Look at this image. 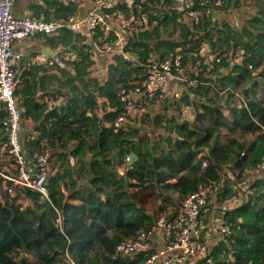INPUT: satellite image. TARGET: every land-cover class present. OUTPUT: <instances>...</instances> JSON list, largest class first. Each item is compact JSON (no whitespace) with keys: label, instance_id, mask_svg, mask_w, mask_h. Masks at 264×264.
I'll return each instance as SVG.
<instances>
[{"label":"trees","instance_id":"16d2710c","mask_svg":"<svg viewBox=\"0 0 264 264\" xmlns=\"http://www.w3.org/2000/svg\"><path fill=\"white\" fill-rule=\"evenodd\" d=\"M149 1L152 5L159 3V0ZM246 1L252 5H261L258 6L257 15L244 27L238 29L229 25L226 20L224 23L214 18L204 20L196 27V34L204 29H215L217 41L213 42L212 35L208 32L204 38L195 39L194 34L191 35L184 27L179 36L181 40L176 43L164 41L166 43L161 54L156 50L161 44L158 43L161 40L160 34L172 28L168 34L171 36L177 27L173 24L174 15L171 11L161 12L156 9L147 17L148 27L139 28L129 40L125 51L131 58H137L139 64L146 66L152 55H159V59H164L169 52L189 44L186 51H181L185 55L184 60H192L198 69V74L192 75V78L207 81V75L218 74L217 79L222 87L228 85L234 89L242 88L248 99L247 108H231L229 115L223 116L217 108L211 106L218 101L215 93L209 86L202 85L196 93L208 97L206 101L209 105L202 114H197L199 124L169 122L162 128V117L153 118L154 127H160L166 133L167 150L161 149L159 144H150L149 138L142 135L140 129L114 134L108 127L99 130L94 143L81 141L78 145L71 146L74 148L73 154L86 149L94 153V162L97 157L101 160L102 169L110 178L107 185L111 184L114 191L107 193L102 200L100 194L105 191L102 187L94 186L83 196L81 204L73 205L64 202L60 183L57 182V177L52 178L50 198L52 204L62 212L66 224L64 233L54 226V211L50 205L40 202L38 194L31 190L19 193L34 204V209H22L4 197L0 202V264H62L65 252L78 264H141L142 259L130 261L128 258H113L120 242L133 238L153 222V218L142 207L138 208L139 200L137 203L130 198V189L140 191L143 195L142 202L162 198L161 190L177 193L182 201L209 182H222L223 189L218 193V199L223 201L231 196V184L246 180L248 171H255L260 167L264 158V97H257V90L264 88V69L256 74L249 71L247 65L250 63L257 68L264 63V0ZM238 2L239 0H225L224 4L228 8ZM189 36L193 38L188 40ZM204 40L218 49L243 47L249 56L241 64L233 65L231 74L222 75L218 72L219 65H206L204 60L198 64L191 57L190 53L199 48ZM113 57L114 64L109 66L112 80L106 88L98 87V94L108 99L110 110L118 108L116 110L107 111L106 100L97 105L95 98L86 93L81 98L73 97L67 102L65 107L68 113L73 114L74 119L66 123L67 116L59 113L64 111V106L49 109L47 103L41 102L37 107L32 103L36 94L34 81L33 85L26 86L21 91L22 105L28 108L24 111L25 116L30 115L34 122L40 118L43 121L42 125L37 126L40 131L38 139L29 142L37 151H41L38 140L53 136L54 133L63 136L68 134L67 138L70 139L79 137L81 131L90 133L89 126L93 121L96 122V116H85L87 110L94 112L102 107L105 110L100 111L105 112L107 121H111L119 112L116 99L118 86L126 87L130 80L142 72V66L134 67L132 62L119 55L113 54ZM222 65L227 69L231 64L225 58ZM85 69L86 63L82 60L80 69L76 70L79 78ZM94 84L98 85L96 82ZM182 104L190 105V98H182ZM145 117L149 120V115ZM53 119L56 121L52 122ZM70 125L76 127L71 128ZM221 127L227 129L229 134L220 140ZM247 136L251 137L250 142ZM60 147L64 149L69 145L63 141ZM109 153H112L111 158L108 157ZM131 154L137 159L127 165L122 176L119 177L115 167L107 168L113 162L123 164L124 158ZM59 156L60 164H64V153ZM203 161L207 164L205 169H201ZM226 170L234 177L233 180L229 179ZM250 191L241 206L225 213V221L230 225L232 233L227 243L222 242L213 250L209 264H264V177L256 179ZM22 242L25 244L24 252Z\"/></svg>","mask_w":264,"mask_h":264},{"label":"built area","instance_id":"2783aa9c","mask_svg":"<svg viewBox=\"0 0 264 264\" xmlns=\"http://www.w3.org/2000/svg\"><path fill=\"white\" fill-rule=\"evenodd\" d=\"M69 1L74 2V0ZM224 2L225 0H159L158 5L160 10L164 9V4L171 5V9L168 10L174 15L173 24L177 28L173 30L172 36L176 41L179 39L181 28L186 27L191 35L194 34L195 39L204 38L208 32L215 42L217 41L215 29H204L197 34L195 29L204 20L218 19L217 15L223 18L225 14L232 15L236 19L240 6L234 5L225 9ZM149 3V0H92L90 8L82 18L72 13L61 20H46L30 15L16 16L14 12L16 0H0V202L4 197L11 198L24 190H31L39 195L42 203L50 205L54 211V226L64 233L66 228L64 217L61 210L52 204L50 198L51 155L46 149L32 151L30 156L24 151L25 145L21 133L31 130L32 127L17 94L15 69L22 61V55L14 48L17 42L32 40L38 36L55 35L62 30L79 33L87 29L98 36L99 51L109 55H119L122 59L132 62L134 67L142 66V72L130 80L126 87L118 86L116 99L119 112L106 125L114 134L128 132L130 119L149 115L154 107L166 106L173 109L177 108L178 104L182 105L183 111L178 123L197 125L198 111L194 112L195 105L207 103L203 105L201 114L209 105V102L198 101L196 98V91L202 85L209 86L218 99L217 104L211 105L212 108L220 109L226 106L228 111L231 108L234 110L247 108L248 99L244 96L242 88L234 89L228 85L222 87L217 79L218 74L207 75V81L192 78V75L198 74V69L195 68L192 60H184L185 55L181 51H186L189 44L169 52L164 59L152 58L146 66L139 64L137 58H131L125 49L129 38L143 27L145 20L148 21L147 17L151 14V10L147 14L140 15V13L145 11L144 8ZM134 25H137L135 31ZM147 25L148 23L146 27ZM191 38L193 37L189 36L188 40ZM190 55L197 61L204 60L206 65L212 63L219 65L218 72L222 75L231 74L233 65L241 64L249 56L243 47L218 49L205 40ZM225 58L231 64L227 69L222 65ZM247 68L254 73L257 70L250 63ZM107 73L111 74L110 71ZM108 74L104 75L105 80L112 79ZM187 96L191 104L186 107L182 104V98ZM60 102L61 99L55 102L48 101L47 107L50 109ZM161 124L164 128L169 124L167 115L162 117ZM155 141L159 142V139L155 137ZM162 145L164 146L163 143ZM129 160L130 156L127 155L124 163L128 164ZM205 168L207 164L203 161L201 169ZM255 181L256 178L251 176L235 185L239 192L245 195V200L250 195V187ZM221 189H223L222 182H209L189 194L182 200L176 214H159L147 229L139 231L133 238L120 242L116 246L113 258L127 259L145 254V264H203V262L209 264L212 261L214 248L206 244V236L201 232L200 215L210 205L211 200L222 191ZM215 229L219 242L227 243L232 233L230 225L225 221ZM156 233L161 234L164 247L149 250L150 242ZM64 261L65 264H78L67 252Z\"/></svg>","mask_w":264,"mask_h":264},{"label":"crops","instance_id":"0c3cea01","mask_svg":"<svg viewBox=\"0 0 264 264\" xmlns=\"http://www.w3.org/2000/svg\"><path fill=\"white\" fill-rule=\"evenodd\" d=\"M92 0H74L73 3H70L69 0H16L15 4V15L23 16L30 15L36 18H43L46 20H61L66 18L70 14H74L78 18H82L88 9L91 6ZM252 5V4H251ZM234 6V5H233ZM237 14L247 16V9L243 5L239 4ZM254 6V5H253ZM217 18H214L217 21L222 19L221 15H217ZM235 18V17H234ZM232 15H227L224 19L228 20L232 25L236 24L238 26V21L234 19ZM234 19V21H233ZM246 22V21H245ZM240 25L244 24V19L239 23ZM70 33V34H68ZM68 33L65 30L58 32L55 35L51 36H38L35 39L17 42L14 44V48L22 55V61L16 67L17 74V94L20 99L22 92L26 86L33 85V81L36 83V94L32 99V103L37 107L41 102L47 103L48 101H56L61 99L60 103L55 104L50 109L65 107L67 102L73 97L81 98L84 94H90L95 98L96 104L99 105L106 100L105 104L107 111L110 110V105H108V99L103 98L98 94V87L106 88L107 84L112 80H105L104 75L108 74L109 66L114 64L113 55L103 53L98 49V36L83 29L79 33ZM131 37L129 38V40ZM88 54V55H87ZM159 57V55H152V58ZM86 63V69L79 78L76 74V70L80 69L81 61ZM264 64V63H263ZM111 76V74H108ZM98 85H95L94 83ZM85 85V86H84ZM86 88V90H85ZM197 100L206 101L208 97L203 96L202 94L196 93ZM257 97H259L257 95ZM260 98V97H259ZM263 98V97H262ZM103 102V103H104ZM20 104L24 111L28 110L26 105ZM207 104L206 102L202 105H195L194 112L201 114L203 111V105ZM182 105L178 104L177 109H169L168 107H154L151 109V114H149V125L148 130L146 127L140 126L136 127L135 119H130V130L131 129H140L142 135H146L149 138L150 144L157 143L160 148L167 150V144L165 141L166 133L162 132L160 127H154L153 118L156 116L163 117L164 115L168 116L169 122H179L181 115L183 114ZM228 109V108H227ZM226 106L220 107L218 109L223 116L227 111ZM177 110V111H175ZM190 110V109H189ZM67 116L66 123H69L73 120V114L68 113L67 108H64V111H59ZM95 114L96 122L91 123L89 126L90 133H79V137L76 139L67 138L68 134L59 135L54 133L53 136H46L44 139L38 140L41 150H48L51 155V171H50V180L55 176L57 177V182L60 183V189L64 197V202H68L73 205L81 204V199L87 193L88 190H92L94 186L102 187L105 191L100 194L102 200L107 196L106 194L114 191V187L111 184L107 183L110 181V178L106 172H104L103 163L97 157V161H93L94 153L90 150L78 151L76 154H73L74 148L71 146L78 145L81 141H86L90 144L94 143L97 138V133L102 127L110 122L105 119V112H101L100 109H95L94 112L87 110L85 116L91 118ZM28 115V114H27ZM26 115V116H27ZM30 119L32 129L29 131L22 132L21 138L23 144L25 145V153L29 156L32 151H37L29 142L38 139L40 131H38L37 126L43 123L42 119L36 120L35 122L30 115L27 116ZM141 120H146L144 117H135ZM146 118V119H145ZM55 122L56 119L51 120ZM50 122V121H49ZM90 123L89 121H87ZM144 124L146 122L143 121ZM42 125V124H41ZM76 127V125H70ZM136 127V128H135ZM164 128V127H162ZM35 133H34V131ZM129 130V131H130ZM229 133L225 128H219L220 140L227 136ZM155 137L159 139L155 141ZM60 140V141H59ZM68 143L69 147L64 149L60 147L62 142ZM164 144V146L162 145ZM40 151V150H39ZM64 153V164H60L59 154ZM109 158L112 157V153H109ZM115 165V166H114ZM129 164H115L107 165V168L114 170L118 173L119 177L127 169ZM264 164H261L260 167L255 171H248L247 178L254 176L256 179L264 177ZM226 174L230 177L229 179L233 180L234 177L230 175V172L226 170ZM234 185H230L231 196L226 198L223 201L218 199V195L211 200L210 205L204 210L200 215V225L201 232L206 236V244L210 248H216L220 244V239L217 234V228L221 223L225 222V213L231 211L241 206L246 200L245 195L239 192V189ZM130 198L137 202L139 206L142 207L143 211L150 215L153 219L159 215L158 207L160 204L165 205V201L170 194H176L175 192H170L166 190H161L162 198L157 200H151L142 202V196L140 191L137 189H130L128 191ZM168 194V195H167ZM18 197V198H16ZM178 197V195H177ZM11 203L19 205L23 208L34 209V204L19 194L14 197H7ZM179 198V197H178ZM16 199V200H15ZM143 203V204H142ZM142 205V206H141ZM180 205V204H179ZM169 207H167L168 209ZM180 206L176 209L172 207L169 213L166 214H176L179 211ZM164 247V241L160 233H156L154 238L150 242L149 250L162 249ZM141 256L145 257V254H140L131 258H128L130 261H138ZM142 259V257H141ZM141 264H145L143 263ZM62 264H65L63 260Z\"/></svg>","mask_w":264,"mask_h":264},{"label":"rangeland","instance_id":"374dc122","mask_svg":"<svg viewBox=\"0 0 264 264\" xmlns=\"http://www.w3.org/2000/svg\"><path fill=\"white\" fill-rule=\"evenodd\" d=\"M239 4H241V5H243L244 6V8H250V9H247V16H245L244 17V15H239V14H237V16H236V21H238V29H240L241 27H244L246 24H248L249 23V21L253 18V17H255L256 15H257V13H258V11H259V9H258V6H260L259 5V3H254V6L253 5H251L248 1H246V0H239V2L237 3V5H235V6H238ZM163 10H160V7H159V5L158 4H153V5H151V3H149V5L146 7V8H144V10L145 11H143L142 13H140V15H142V14H147L148 12H150V10H151V14L153 13V11H155L156 9H159L161 12L162 11H165V9H166V12L168 11V9H171V5L169 6V5H167V4H164L163 5ZM225 9H227L226 7H224ZM229 8V7H228ZM224 14V13H223ZM242 19H244V24L243 25H240L239 23L242 21ZM222 20H225L224 18H222ZM227 22H228V20H226ZM246 21V22H245ZM148 23V21L147 20H145L144 21V24L142 25L144 28H147L146 27V24ZM224 23V22H223ZM229 23V25H231V26H236V24L235 25H232L230 22H228ZM227 23V24H228ZM136 26V27H135ZM135 29L137 30V25H134V31H135ZM140 30V29H139ZM138 30V31H139ZM171 33V31L170 30H166L165 32H163L162 34H160V38H161V40H159V42L158 43H161L159 46H158V48L156 49L157 50V53L158 54H161V53H163V49H162V47H163V45H164V43H166V42H164V41H171L172 43H176L175 41H176V39H174V36H172V34H171V36L170 35H168V34H170ZM167 35H168V37H169V39L170 38H172L171 40H168V37H167ZM178 40V39H177ZM181 39H179L178 41H180ZM189 47H190V45H188ZM198 64H201V59H198ZM262 69H264V64H262V65H260V66H258L257 67V70H256V74H258L259 72H260V70H262ZM257 95L260 97V98H262V97H264V88H259L258 90H257ZM21 97V96H20ZM184 106H186L187 107V105H185L184 104ZM104 108H105V105H104ZM175 109H177L176 107H175ZM101 111H104L105 109H103L102 107H101V109H100ZM175 111H177V110H175ZM228 113H229V111L227 110L226 112H225V115H228ZM133 119H135L134 121H135V124H136V127L138 128V127H140L141 125L142 126H144L145 125V127H146V131L148 130V125H149V121H147V120H141V119H139V118H133ZM143 121L144 122H146V124H144L143 123ZM199 124V123H198ZM201 125V124H200ZM199 125V126H200ZM135 127V128H136ZM233 133V132H232ZM231 133V134H232ZM248 137V142H250V140H251V137L250 136H247ZM55 177V176H54ZM53 177V178H54ZM168 195V194H167ZM41 202V201H40ZM181 200L177 197V195L176 194H170L169 196H168V198L166 199V201H165V205H162V204H160V206L158 207V209H157V211H158V214H166V213H169V211L170 210H168V209H171L172 207H174L175 209L178 207V206H180L181 205ZM180 204V205H179ZM167 207H169L168 209H167ZM142 257V259H143V261H145V257L144 256H141ZM141 257H140V259H141ZM232 258V257H231ZM233 261V260H232ZM144 263V262H143Z\"/></svg>","mask_w":264,"mask_h":264},{"label":"water","instance_id":"95a60500","mask_svg":"<svg viewBox=\"0 0 264 264\" xmlns=\"http://www.w3.org/2000/svg\"><path fill=\"white\" fill-rule=\"evenodd\" d=\"M136 159L137 157L134 154H131L128 164H132ZM24 251H25V244L22 242V252Z\"/></svg>","mask_w":264,"mask_h":264}]
</instances>
